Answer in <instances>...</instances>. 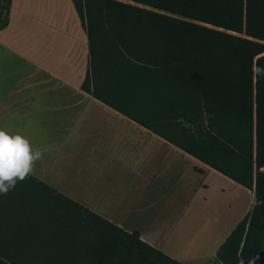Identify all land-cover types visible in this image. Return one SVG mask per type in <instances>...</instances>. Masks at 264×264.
I'll return each mask as SVG.
<instances>
[{
  "label": "crops",
  "instance_id": "1",
  "mask_svg": "<svg viewBox=\"0 0 264 264\" xmlns=\"http://www.w3.org/2000/svg\"><path fill=\"white\" fill-rule=\"evenodd\" d=\"M88 38L72 0H10L0 27V128L43 156L31 175L186 264L213 261L253 191L179 148L196 122L143 68L81 88ZM175 101V103H174Z\"/></svg>",
  "mask_w": 264,
  "mask_h": 264
},
{
  "label": "trees",
  "instance_id": "2",
  "mask_svg": "<svg viewBox=\"0 0 264 264\" xmlns=\"http://www.w3.org/2000/svg\"><path fill=\"white\" fill-rule=\"evenodd\" d=\"M88 38L81 88L143 68L169 81L196 122L178 142L253 191L255 202L212 264H240L264 244V0H72ZM10 0H0V27ZM106 102V101H105ZM175 103V101H174ZM0 264H186L30 175L0 194Z\"/></svg>",
  "mask_w": 264,
  "mask_h": 264
},
{
  "label": "clouds",
  "instance_id": "3",
  "mask_svg": "<svg viewBox=\"0 0 264 264\" xmlns=\"http://www.w3.org/2000/svg\"><path fill=\"white\" fill-rule=\"evenodd\" d=\"M253 74L264 77V67L254 65ZM42 156V151L33 147L23 133L0 128V194L6 195L15 188L17 181L28 178Z\"/></svg>",
  "mask_w": 264,
  "mask_h": 264
},
{
  "label": "water",
  "instance_id": "4",
  "mask_svg": "<svg viewBox=\"0 0 264 264\" xmlns=\"http://www.w3.org/2000/svg\"><path fill=\"white\" fill-rule=\"evenodd\" d=\"M240 264H264V244L259 251L240 262Z\"/></svg>",
  "mask_w": 264,
  "mask_h": 264
},
{
  "label": "rangeland",
  "instance_id": "5",
  "mask_svg": "<svg viewBox=\"0 0 264 264\" xmlns=\"http://www.w3.org/2000/svg\"><path fill=\"white\" fill-rule=\"evenodd\" d=\"M207 264H212V261H209Z\"/></svg>",
  "mask_w": 264,
  "mask_h": 264
}]
</instances>
